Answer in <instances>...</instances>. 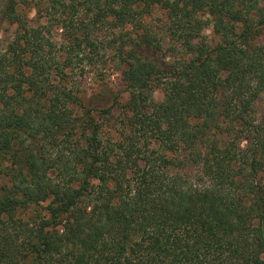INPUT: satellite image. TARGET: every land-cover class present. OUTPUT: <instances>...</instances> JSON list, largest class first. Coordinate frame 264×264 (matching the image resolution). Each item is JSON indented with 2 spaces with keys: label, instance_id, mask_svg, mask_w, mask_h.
Here are the masks:
<instances>
[{
  "label": "trees",
  "instance_id": "obj_1",
  "mask_svg": "<svg viewBox=\"0 0 264 264\" xmlns=\"http://www.w3.org/2000/svg\"><path fill=\"white\" fill-rule=\"evenodd\" d=\"M0 19V264H264V0H0ZM108 57L126 98L102 141L71 74Z\"/></svg>",
  "mask_w": 264,
  "mask_h": 264
},
{
  "label": "rangeland",
  "instance_id": "obj_2",
  "mask_svg": "<svg viewBox=\"0 0 264 264\" xmlns=\"http://www.w3.org/2000/svg\"><path fill=\"white\" fill-rule=\"evenodd\" d=\"M26 11H28V9ZM28 15L32 17L34 11H29ZM144 21L150 24L156 31H161L163 26L166 27L168 23L167 13L159 4L153 5L144 14ZM14 27V25H10L6 21L0 19V51L5 49L7 43L13 37ZM204 34L209 43H214L216 41V37L213 35L211 28H206ZM55 36L57 35L55 34ZM163 50L170 53L172 52L171 56L175 55V58L184 56L166 35H164ZM108 59L110 60V57H108L107 60ZM167 60L171 61L170 57H168ZM124 68V65H116L111 60L106 66L100 64L80 66L71 74V83L74 82V86H77L85 106L94 108V112H96V110H105L96 116L99 122H101L99 138L102 141L109 137H117L115 119H117L116 117L119 111L116 106L113 105V100L115 94H119L121 100H125L126 98V92L124 91L125 86L122 78V71ZM153 98L156 101L162 98L160 89L157 88L154 90ZM263 114V103L257 101L252 104L250 107L251 118L257 122L261 120ZM259 175L264 184V167L259 172Z\"/></svg>",
  "mask_w": 264,
  "mask_h": 264
}]
</instances>
